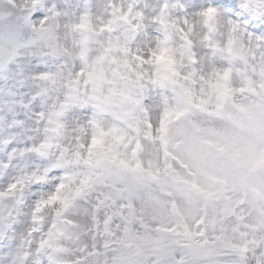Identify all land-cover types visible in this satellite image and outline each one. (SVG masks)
I'll list each match as a JSON object with an SVG mask.
<instances>
[{
	"label": "clouds",
	"instance_id": "1",
	"mask_svg": "<svg viewBox=\"0 0 264 264\" xmlns=\"http://www.w3.org/2000/svg\"><path fill=\"white\" fill-rule=\"evenodd\" d=\"M0 264H264V0H0Z\"/></svg>",
	"mask_w": 264,
	"mask_h": 264
}]
</instances>
